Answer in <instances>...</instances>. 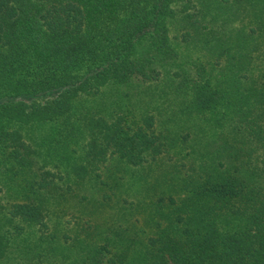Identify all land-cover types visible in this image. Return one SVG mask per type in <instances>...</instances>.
<instances>
[{
	"label": "trees",
	"instance_id": "1",
	"mask_svg": "<svg viewBox=\"0 0 264 264\" xmlns=\"http://www.w3.org/2000/svg\"><path fill=\"white\" fill-rule=\"evenodd\" d=\"M172 1L0 0V193L20 199L8 223L41 231L52 203L112 202L124 177L100 184L108 155L178 178L129 213L119 197L111 233L80 218L58 264H264V0H204L189 33L201 55L167 80L184 136L127 110L176 62ZM61 236L39 239L55 252Z\"/></svg>",
	"mask_w": 264,
	"mask_h": 264
},
{
	"label": "rangeland",
	"instance_id": "2",
	"mask_svg": "<svg viewBox=\"0 0 264 264\" xmlns=\"http://www.w3.org/2000/svg\"><path fill=\"white\" fill-rule=\"evenodd\" d=\"M204 0H173L170 6L171 13L167 20L168 37L171 40L174 52L176 53V62L172 65L164 67V73L160 79L154 83L146 84L139 90L137 95H134L129 101L131 107L125 102L122 103V112L130 110L133 114V121H137L145 116H154L158 118V127L156 129L171 130L172 133L178 132L181 136L186 135L183 133V124L177 119L172 117V107H167L168 94L167 80L172 72L181 68H189L190 64L201 55L198 51L196 43L192 44L190 41V28L192 25H197L199 19V12L203 8ZM206 11L203 12L205 20L208 21ZM209 15V14H208ZM203 23L206 24L203 20ZM170 101V100H169ZM163 123V124H162ZM160 124H162L160 126ZM181 127V128H180ZM182 129V132L180 130ZM163 134L168 132L162 131ZM169 135V134H168ZM161 162V161H160ZM162 163V162H161ZM182 170V169H181ZM171 169L166 165H152L150 168L143 166L133 167L125 165L116 160L114 155H108L99 166L97 173H99V181L102 186L107 185L110 181L109 177L124 178L121 180L119 189L115 192L112 202L96 208V205L89 204L84 207H79L73 198L67 201L52 203L51 221L47 224L45 229L38 230L37 227L25 228L22 230L23 224L19 218H15L13 224H9L8 220L11 218L10 210L13 202H19L20 199L16 198L13 194L16 187L10 185L9 189L3 188L0 193V206L6 214V219L0 216V225H2V232L5 236L8 247L3 255H0V264H58L60 256V248H69L72 244V237L76 227V223L80 218V224L86 220H90L93 224L98 226L101 231H113L120 227L124 219H122L123 209L119 202V197L125 196L128 203L125 205V211L131 212L130 208L136 205L145 206L156 197L160 192L168 193L169 187L172 183H177L178 178H174L170 174ZM182 171H186L182 170ZM180 178L184 175L179 176ZM0 180L4 181V177L0 174ZM12 182L10 181L9 184ZM104 184V185H103ZM2 185V183H0ZM99 185V186H101ZM107 193L111 191L107 188ZM156 193V194H155ZM84 194L88 200L98 199V193H94L92 185L88 184L85 188ZM92 206V207H90ZM87 215V216H84ZM135 217V215H134ZM128 223H132L131 218H127ZM57 233L60 237L59 245H56V251H47V244L45 240L51 243L52 235ZM110 235V234H109ZM43 237L45 240L39 239ZM59 239V238H58ZM42 241V242H41ZM96 243H98L96 241Z\"/></svg>",
	"mask_w": 264,
	"mask_h": 264
}]
</instances>
